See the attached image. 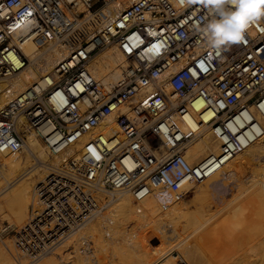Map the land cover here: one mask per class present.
I'll return each mask as SVG.
<instances>
[{
	"label": "built area",
	"instance_id": "2783aa9c",
	"mask_svg": "<svg viewBox=\"0 0 264 264\" xmlns=\"http://www.w3.org/2000/svg\"><path fill=\"white\" fill-rule=\"evenodd\" d=\"M210 18L199 0L186 7L178 0H133L126 8L121 0H0V79L29 64L22 50L28 40L67 52L44 88L36 83L15 93L9 84L2 91L0 151L24 149L23 123L51 155H61L38 184L27 222L1 231L12 235L27 264L60 249L112 205L116 193L129 192L138 203L166 189L178 202L188 193L182 181H203L242 148L229 122L252 110L264 118V17L242 42L219 52L198 31ZM112 44L126 64L121 80L106 89L89 65ZM123 106L129 108L117 120L123 138L91 137L80 153H65ZM206 109L216 113L212 125L221 149L206 164L190 163L183 153L197 134L183 126L190 111ZM5 188L0 186V196ZM80 241L84 253L88 246ZM174 264L189 263L180 257Z\"/></svg>",
	"mask_w": 264,
	"mask_h": 264
},
{
	"label": "bare ground",
	"instance_id": "6f19581e",
	"mask_svg": "<svg viewBox=\"0 0 264 264\" xmlns=\"http://www.w3.org/2000/svg\"><path fill=\"white\" fill-rule=\"evenodd\" d=\"M132 2L133 0H121V8L130 6ZM22 50L29 57L30 62L9 80L0 79V109L5 103L2 91L7 85L10 84L15 93L25 91L36 83L39 84L41 89L44 88L52 80L49 75L54 67L67 53L66 50H62L50 43L39 45L32 40L26 41L22 45ZM125 64V57L122 51L116 44H112L92 57L89 69L106 89H110L121 80ZM177 68L174 67L173 72ZM43 77L48 78L47 81H42ZM136 99L137 96L132 101L135 102ZM201 107L200 102L196 101L195 108L199 110ZM197 110L190 111L187 117L188 122L183 126L185 132L193 131L197 134L196 138L186 147L183 154L190 163H193L194 160H200L199 164H206L207 160H210L213 155H217L220 152L222 139L217 136V130L212 125V120L216 113L212 109H206L202 112H197ZM128 112L129 108L123 106L119 112L109 115L103 123L83 135L65 153H80L85 142L91 137L123 138L117 120L121 114H127ZM244 115L246 118L239 116L236 122H229L231 130L237 134L241 142L242 148L238 153L221 167H214V170H211L209 175L203 181H200L199 184L194 180H184L181 183V188L188 190V184L197 186V192L193 198L194 201L201 195L207 193L208 195L210 193L213 195L215 191L221 192L219 189L222 187H228L227 189L231 192L232 187L229 188L227 180L231 179L232 181L236 176L238 178L245 167L254 165L255 171L251 175L252 181L248 184L249 186L240 187L241 190L238 193L236 192L235 197L232 195L234 193L231 192V198L225 203L223 202L219 207L217 206L218 208L216 209L218 211H216H225L231 216V221L235 219V221H239V217H242L252 207V212L261 217L259 218L256 215L261 220L259 224L262 223L260 228L257 226V231L244 227L237 230L234 228L233 231L226 234V236L228 235L226 239V236L222 237L224 241L219 240L221 239L220 233L218 234L219 229L208 230L207 227L208 219L210 220L214 215L210 216L202 206L200 208L197 207L198 209L196 208L195 212L184 210L181 208L180 202H174V193L171 190L157 189L138 203L132 200L129 192L116 193L117 195H113L114 202L112 205L108 206L76 235L70 238L53 255L46 256L38 264H75L77 260V264H83L84 260H90L93 264H172L173 261H171L170 256L172 252L178 254L177 259L181 257L186 261L188 260L190 264H207L203 258V250H205L209 234L215 238L217 248L224 244L230 245L229 249L225 251L223 246V252H221L222 249L220 248L219 254L221 252L222 254L220 255L223 256L220 260L221 263L264 264V118L260 117L254 110H252L251 115L247 113H244ZM250 116L253 118L252 123L256 121L253 125L250 122ZM247 119L250 123L248 125H246ZM238 125H240V128L243 127V130H236L239 127ZM20 129L25 131L26 144L24 149L16 152L0 151L1 175L8 184L0 198V215L2 219L3 217L8 219L10 222L9 227H17L18 224H22L24 221L27 222L32 209L36 206V193L34 191L33 199L30 201L31 191L33 188L36 190L37 184L42 182L46 176L45 174L48 173L50 165H57L61 157V155L53 156L50 154L53 157L50 160V156L46 152V144L38 137L36 131L24 127L23 123L20 124ZM156 153L159 154L160 150H157ZM249 178L247 177V179ZM239 183L238 181L237 184ZM234 185L232 184V186ZM104 193L107 194L106 191ZM199 203L202 204L200 201ZM169 205L171 206L170 210H163L164 207ZM139 208L141 209L140 212H138ZM241 213H243L242 216H240ZM250 214L252 215V213ZM206 215L208 219H206ZM251 215H248V217L250 216L252 219ZM256 216L254 214L253 217ZM214 218L216 217L214 216ZM217 218L218 220L221 219ZM241 219L243 220L244 218L242 217ZM245 219L248 220V218ZM105 220L109 224L108 229L105 231V236L109 235L107 237H110L112 232L114 235V238L110 241L105 240V236L102 233ZM214 221L217 222L216 219ZM256 221L258 220L256 219ZM130 222L135 225H131V227H136L134 230H132L133 228L127 230ZM249 222L247 221V223ZM251 224H254V222ZM259 224L257 222V225ZM214 225L212 226L215 227ZM216 225L220 226L218 223ZM228 225L227 223L225 228ZM231 225H235V223ZM138 227L141 228L139 230L144 233V236L137 241L134 239L135 242H132V237L136 236L135 238H137L136 229ZM188 229H190L189 232L187 231ZM3 230H5V226H3ZM126 232H130L131 237L127 234L130 239L124 240V243L119 242L120 239L117 237L125 235ZM8 234L9 232L6 230L3 236L7 237ZM196 234L197 236L194 237ZM76 239L77 241L78 239L84 240L87 243L88 250L86 252H80ZM254 240L257 241V244H253ZM7 241L11 244L10 240ZM220 241H223L224 244L222 245ZM4 244L6 250L0 246V264H27L25 256H21L15 251L13 252L10 244L7 245L5 242ZM11 255L16 261L13 260Z\"/></svg>",
	"mask_w": 264,
	"mask_h": 264
},
{
	"label": "rangeland",
	"instance_id": "374dc122",
	"mask_svg": "<svg viewBox=\"0 0 264 264\" xmlns=\"http://www.w3.org/2000/svg\"><path fill=\"white\" fill-rule=\"evenodd\" d=\"M28 65V64H27ZM19 73V72H18ZM188 150V149H187ZM46 152H47V155L48 156H50V153H48L49 151H48V148H46ZM23 154V153H22ZM49 159L51 160V159H53V157H49ZM200 160H194V162L193 163H197V162H199ZM254 171H255V169H254V165H250V166H247V167H245L244 168V170L242 171V174H241V176L239 175L238 176V178H236V177H234L233 179H232V181L235 183V185H234V183L231 181V179H229V180H227L226 182H227V184L229 183V188H231V192L232 193H234V194H232L231 192H230V190L229 189H227V188H220L219 190L221 191V192H217V191H215V193L213 192V195L210 193V195H208V193L207 194H205V195H201V196H199V197H197V199H195V201L193 200V198L195 197V194H196V192H197V186L195 187V185H193V184H191V185H189L188 184V186H187V188H188V193L186 194V196H184L181 200H179L178 202H180V205H181V208H183L184 210H187L188 212H195V209L198 207V208H200L201 206L202 207H204V209L206 210V213L208 212L209 214H210V216L213 214L216 218H214V216H212L213 218H211L210 220H212L211 222H210V220L208 219V216L206 217V219H208V221H207V227H208V230H210V229H214V230H218L219 232H218V234H219V236H220V238L221 239H219V240H223L224 241V239L222 238L223 236L225 237L226 236V234H228V233H230L231 231H233V229L235 228V230H237V229H241L242 227H244V228H247V229H255V231H257L258 230V228H257V226H259V228H260V226H261V224H259V222L261 221V220H259V218H261V217H259V215H257L256 213H253L252 212V207H250V210H247V212H245V214H243V213H241L240 214V216H242V214H243V220L246 222H244L241 218L242 217H239L240 218V220L239 219H237V220H239V221H235V220H233V221H231L230 220V218H231V216L229 215V214H227V212H225V211H223V212H217L218 210L216 209V208H218L221 204H223V202L225 203V201H228L230 198H231V196L233 195V197H235V194H236V192L238 193L240 190H241V188L242 187H247V186H249L248 184H250L251 183V181H252V177H251V175L254 173ZM248 172V173H247ZM252 172V173H251ZM247 174H248V176H247ZM46 175V174H45ZM246 176V177H245ZM241 179H240V178ZM247 177L249 178V179H247ZM236 179H238V180H236ZM243 179V180H242ZM6 179H4V177H1V179H0V186H3V187H6L7 188V186H8V184H7V182L5 181ZM229 181H231V182H229ZM238 181L240 182L239 184H237L238 183ZM244 181V182H243ZM38 183V182H37ZM243 183V184H242ZM199 184V183H198ZM232 184L234 185V186H232ZM38 185V184H37ZM243 185V186H242ZM36 187V186H35ZM238 187V188H237ZM241 187V188H240ZM5 188V189H6ZM240 188V189H239ZM35 188H33V190L31 191V197H30V201H32V199H33V196H34V190ZM223 190H225V191H223ZM229 190V191H228ZM238 190V191H237ZM229 192V193H228ZM217 193V194H216ZM232 195H231V194ZM3 194V193H2ZM230 194V195H229ZM208 195V196H207ZM198 196V195H197ZM131 197H132V195H131ZM223 197V198H222ZM0 198H1V196H0ZM200 198V199H199ZM203 198V199H202ZM215 198V199H214ZM209 199V200H208ZM223 199V200H222ZM132 200L134 201V199H133V197H132ZM203 202H202V201ZM199 201L202 203V204H200L199 203ZM218 206V207H217ZM197 208V209H198ZM248 208H249V206H248ZM171 209V206L167 209V210H170ZM164 210V209H163ZM167 210H165V211H167ZM217 210V211H216ZM212 212V213H211ZM217 212V213H216ZM226 213V215H225V213ZM248 212H250V213H252V215L254 216V214H255V216L256 217H253L250 213H248ZM222 214H224V215H222ZM251 215V217H252V219L250 218V216L248 217V215ZM217 215V216H216ZM245 215V216H244ZM227 216V217H226ZM230 216V217H229ZM217 217H219V219L220 220H222V221H220V220H218V218ZM222 217H223V219H222ZM109 218V217H108ZM228 220H227V219ZM245 218H248V220H246ZM216 219L217 220V222L216 221H214V220ZM254 219V220H253ZM256 219L258 220V221H256ZM107 220H109V219H107ZM252 220H253V222H254V224H251V223H253L252 222ZM185 221V220H184ZM215 223H214V222ZM235 223V225H231L232 223ZM247 221L249 222V221H251V222H249V223H247ZM105 222L107 223L108 221H106L105 220ZM104 222V227L102 228V233H103V236H105V231L108 229V226H109V224L107 225L106 223ZM212 224V225H214L215 227H213L210 223ZM223 222V223H222ZM226 224H225V223ZM240 222V223H239ZM241 222H243V223H241ZM257 222H258V224L259 225H257ZM24 223H26V221H24ZM24 223L22 222V224H18V226L17 227H21L22 225H24ZM117 223H118V221H117ZM208 223H209V225H208ZM219 224L220 226H218V225H216V224ZM227 223L229 224L227 227H229V228H225V226L227 225ZM237 223L239 224L238 226H237ZM116 224V223H115ZM222 224H224V225H222ZM7 225H10V222L8 221V219H6V218H4L3 217V219H2V216L0 215V246H2L3 248H5V250H6V246H5V244H4V242L7 244V245H9L10 243H9V241H7V240H10L11 241V244H10V246H11V248H12V250H13V252L15 251V248H14V243H13V239H12V235L11 234H8L7 235V237H5V236H3V233H1V231L3 230V226H7ZM114 225V224H113ZM131 225L132 226H135L134 224H132L131 222L128 224V226H127V230L130 228V229H132V230H134L136 227H131ZM246 227H245V226ZM249 225V226H248ZM217 226V227H216ZM221 227V228H220ZM255 227V228H254ZM231 228V229H230ZM83 229V228H82ZM104 229V230H103ZM139 229H141V228H137L136 229V231H137V238H135L136 236H134V237H132L133 238V241L132 242H135V241H137L139 238H141L142 236H144V233L143 232H140L141 230H139ZM226 231H225V230ZM230 229V230H229ZM170 230V229H169ZM189 230L190 229H188L187 231L189 232ZM226 232H224V231ZM228 230V231H227ZM131 232V231H130ZM130 232H126L125 233V235L123 234L122 236H118L117 238L118 239H120L119 240V242H123L124 243V240H128V239H130L129 237H131L130 235ZM140 232V233H139ZM132 233V232H131ZM225 233V234H224ZM129 235V237H128V235ZM139 234V235H138ZM211 234H209V236H208V238H207V241H206V246H205V250H203V258H204V260H205V263H210V264H226V263H221V259H222V257L223 256H221L220 254H222L221 252H223V246L225 247V249H224V251L226 250V249H229V246H228V244L226 245V244H224V242L223 241H220L221 242V244L223 245V246H218V248H217V244L215 243V238L213 237V235H211ZM197 236V234L196 235H194V237H196ZM218 236V237H219ZM228 236V235H227ZM227 236L225 237V239L227 238ZM122 237H124L123 239H121ZM114 238V235H113V232L111 233V236L110 237H107V236H105V240H108V241H110L111 239H113ZM210 238H212V239H210ZM229 238V237H228ZM5 239V240H4ZM134 239H136L135 241H134ZM213 240V241H212ZM4 241V242H3ZM79 242H81L80 241V239H78V241H77V239H76V243H78V249L80 248V243ZM219 242V243H220ZM253 244H257V241L256 240H254L253 241ZM227 247V248H226ZM222 250H221V249ZM218 250V251H217ZM219 250H221V252H220V254H219ZM231 250V249H230ZM16 252V251H15ZM226 253H228V252H226ZM16 254V253H15ZM224 254V253H223ZM53 255V254H52ZM177 255V256H176ZM171 261H173V263L172 264H174V262H176V260L175 259H177V257H178V254H176V253H174V252H172L171 253ZM11 257H12V255H11ZM13 258V260H15L16 261V259L14 258V257H12ZM172 258H175V259H172ZM27 261V260H26ZM78 261V260H77ZM77 261H75V264H77ZM187 262H188V260H187ZM215 262V263H214ZM189 264H190V262H188ZM260 263V262H259ZM83 264H93L92 263V261H90V260H84L83 261Z\"/></svg>",
	"mask_w": 264,
	"mask_h": 264
},
{
	"label": "clouds",
	"instance_id": "9594fccd",
	"mask_svg": "<svg viewBox=\"0 0 264 264\" xmlns=\"http://www.w3.org/2000/svg\"><path fill=\"white\" fill-rule=\"evenodd\" d=\"M181 7L197 3V0H178ZM209 10L210 19L198 27L208 46L219 52L244 40L250 26L264 17L261 0H199Z\"/></svg>",
	"mask_w": 264,
	"mask_h": 264
},
{
	"label": "snow or ice",
	"instance_id": "6c2138e0",
	"mask_svg": "<svg viewBox=\"0 0 264 264\" xmlns=\"http://www.w3.org/2000/svg\"><path fill=\"white\" fill-rule=\"evenodd\" d=\"M261 2H264V0H261Z\"/></svg>",
	"mask_w": 264,
	"mask_h": 264
}]
</instances>
